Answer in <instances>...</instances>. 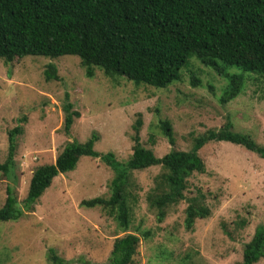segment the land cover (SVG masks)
Returning a JSON list of instances; mask_svg holds the SVG:
<instances>
[{"label":"rangeland","instance_id":"1","mask_svg":"<svg viewBox=\"0 0 264 264\" xmlns=\"http://www.w3.org/2000/svg\"><path fill=\"white\" fill-rule=\"evenodd\" d=\"M48 63L57 65L58 80H46ZM230 71L241 72L236 67ZM181 75L167 87H155L108 76L101 68L88 77L78 55H27L11 62L0 58V162L8 156L9 131L23 126L17 136L15 171L6 175L0 169V207L8 185L22 205L33 169L53 163L70 141L84 142L95 133L99 152H114L118 160H127L138 118L143 122L142 143L159 157L172 149H190L195 136L228 120L235 130L250 133L264 145V77L250 73L242 92L223 103L228 81L213 68L193 57ZM68 102L81 114L69 134L64 129ZM166 119L173 125L175 144L161 130L160 122ZM200 155L206 171L189 177L185 194L188 198L204 193L211 214L198 218L193 229L185 227L187 199L169 207L161 222L149 207L146 196L161 165L133 172L138 188L136 200H131L128 232L141 236L137 264L242 263L246 242L264 222V158L224 141L207 143ZM114 176L104 159L89 155L75 169L59 174L33 211L25 209L18 220L0 221V264H47L50 247L67 264L106 263L115 238L126 232L101 206L81 203L109 197ZM242 218L246 223L238 228ZM256 264H264V258Z\"/></svg>","mask_w":264,"mask_h":264},{"label":"trees","instance_id":"2","mask_svg":"<svg viewBox=\"0 0 264 264\" xmlns=\"http://www.w3.org/2000/svg\"><path fill=\"white\" fill-rule=\"evenodd\" d=\"M78 55L92 77L101 68L111 77L122 76L137 84L167 87L181 79L182 68L193 57L213 68L228 81L220 98L223 103L238 96L250 73L264 77V0H0V58L7 62L27 55ZM239 71H230L232 68ZM247 73V74H245ZM46 80H58V68L48 63ZM198 77L193 83L199 84ZM66 133L80 117L72 102L64 104ZM22 117L21 121H25ZM138 118L133 124L134 145L130 157L121 161L114 152L101 153L95 148L97 134L86 141H70L53 163L33 169L29 190L23 204L13 187H7V198L0 207V221L18 220L24 210L33 211L42 194L61 173L76 168L89 155L101 157L115 172L111 195L83 199L87 207L101 206L126 232L115 238L109 259L104 264H137L141 242L139 234L128 232L132 220L131 200H136L138 183L133 172L154 165L162 171L155 176L147 193L157 220L163 221L169 207L188 200L185 227L193 229L198 218L211 214L204 203L205 194L198 191L186 198L188 179L194 172H205L200 150L211 141L230 142L264 158V145L250 133L237 131L228 120L220 128L208 129L195 136L188 150L172 149L162 157L141 141ZM160 127L171 144L176 143L170 120ZM21 124L9 131V152L0 169L7 175L15 171L17 136ZM246 223L242 218L238 228ZM148 236L150 231L143 233ZM47 264H67L53 247L48 249ZM264 258V222L257 225L246 242L241 264H256ZM101 264V263H88Z\"/></svg>","mask_w":264,"mask_h":264}]
</instances>
